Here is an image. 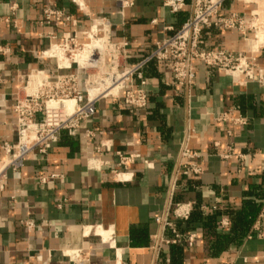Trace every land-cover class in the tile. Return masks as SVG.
<instances>
[{"label":"crops","instance_id":"crops-1","mask_svg":"<svg viewBox=\"0 0 264 264\" xmlns=\"http://www.w3.org/2000/svg\"><path fill=\"white\" fill-rule=\"evenodd\" d=\"M165 1L0 0V44L9 48L0 54V171L4 144H16L13 107L26 77L71 71L46 55L50 46L67 35L89 43L83 32L94 38L109 26L112 40L127 44L123 64H138L192 15L194 0L178 12ZM47 8L61 19L48 21ZM233 13L253 26L219 28L215 20L201 48L254 58V74H264V0H223L219 17ZM142 74L147 107L102 97L47 153L32 151L23 167L6 170L0 264H264V85L205 64L190 86L175 80L171 61L153 60ZM132 83L140 86L136 76ZM225 113L245 123L222 120ZM119 153L135 157L122 166ZM191 165L200 172L185 174ZM177 204L188 218L175 214ZM165 213L172 226L163 228L157 218ZM173 229L181 239L168 243ZM72 250L84 261L69 259Z\"/></svg>","mask_w":264,"mask_h":264},{"label":"built area","instance_id":"built-area-1","mask_svg":"<svg viewBox=\"0 0 264 264\" xmlns=\"http://www.w3.org/2000/svg\"><path fill=\"white\" fill-rule=\"evenodd\" d=\"M131 2V0H128ZM223 0H194L192 4V15L175 31L171 36L165 37L155 44L154 50L138 64L127 66L123 64L125 57V42H114L111 38L109 26H101L95 31L94 38L91 33L83 32V35L90 39L89 43L97 40L99 43L95 51L86 57V62L98 60L101 54L109 51L104 56V65L101 69L87 67L77 60V55L89 43L79 41L77 35H67L62 42L54 43L63 52V58L68 61L65 65H60V57H53L61 69H71L69 72L58 74L52 79L46 71H36L26 77L25 85L17 93L14 112L16 113V144L5 143L3 148L9 159L5 168L0 171V183L6 179L8 168L19 169L23 167L32 151L45 154L59 139L62 131H72L80 127L83 121L88 120L95 113L96 101L102 97H117L122 103L135 109H143L148 105V94L144 86L146 81L142 74L143 67L153 61H171L172 74L175 80L183 86H190L195 80V73L198 64H205L215 67L233 77L245 75L247 79L258 81L264 85V74L255 75L253 72L254 58H248L243 54H233L224 49L206 48L202 49V32L215 21L219 28H240L242 30L252 27L251 23L237 14L233 13L229 17H219V10ZM165 6L172 12L182 10L186 3L184 0H166ZM13 9L15 7L13 6ZM47 20L56 16L61 19L62 14L58 10L47 8L44 10ZM249 27V28H250ZM257 31V28H255ZM52 44L49 51L53 49ZM9 48L0 44V54H6ZM46 52V53H47ZM73 66L75 70L72 71ZM82 71V73H81ZM84 73V75H83ZM100 74L96 84L102 91L92 94L90 86L94 85L92 75ZM84 76V77H83ZM138 77L140 86L133 85L132 80ZM84 85L85 90L81 89ZM115 89V92H112ZM108 90V91H107ZM106 91V92H105ZM222 120H232L235 123H245L242 117H233L230 113H225ZM92 135L89 131L88 136ZM188 154V152H184ZM120 165L125 166L130 163L135 155L125 156L119 153ZM199 173L195 165L186 166L184 173ZM185 205V204H184ZM183 204H177L175 214L178 217L188 218L189 210H180ZM189 207V204H186ZM162 227L172 226L168 215H160L157 218ZM28 229H33L35 224L31 220L24 221ZM224 225H228V220H223ZM175 237L167 240L168 243H176L181 239V234L173 229ZM197 235L191 233L187 237L189 246L194 244ZM84 253L81 250H72L67 256L72 261H84Z\"/></svg>","mask_w":264,"mask_h":264},{"label":"bare ground","instance_id":"bare-ground-1","mask_svg":"<svg viewBox=\"0 0 264 264\" xmlns=\"http://www.w3.org/2000/svg\"><path fill=\"white\" fill-rule=\"evenodd\" d=\"M261 38V37H260ZM263 39V38H262ZM261 40V39H260ZM257 41V40H256ZM255 41V43H256ZM263 41V40H262ZM258 42V41H257ZM253 43V42H252ZM260 43V41H259ZM99 43L97 42V40H93L92 43L87 44L86 46H84V49L77 55V60L81 63V64H86L87 67H96L97 69H101V67L104 65V56L109 52L105 51L101 54L100 58L98 60H94L92 61V64L86 62V57H89V54L95 51V49L98 47ZM253 45V44H252ZM62 50L56 46V44L53 45V49L49 52L46 53L47 56H55V57H60V65H65L68 63V61L66 59L63 58L62 55ZM93 81H94V85L90 86V90L92 92V94L98 93L100 91H102L104 88H100L96 82L99 80L100 78V74H95L94 76L92 75ZM108 91V90H107ZM116 90L113 89L112 92H115ZM106 92V91H105Z\"/></svg>","mask_w":264,"mask_h":264},{"label":"trees","instance_id":"trees-1","mask_svg":"<svg viewBox=\"0 0 264 264\" xmlns=\"http://www.w3.org/2000/svg\"><path fill=\"white\" fill-rule=\"evenodd\" d=\"M245 232H241V234L240 235H243Z\"/></svg>","mask_w":264,"mask_h":264}]
</instances>
